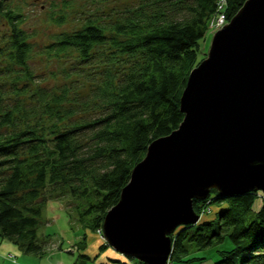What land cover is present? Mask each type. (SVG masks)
<instances>
[{"label": "trees", "instance_id": "16d2710c", "mask_svg": "<svg viewBox=\"0 0 264 264\" xmlns=\"http://www.w3.org/2000/svg\"><path fill=\"white\" fill-rule=\"evenodd\" d=\"M71 1L62 0L60 9L52 5L54 23H63ZM90 1L80 4L83 23L57 34L43 52L102 61L60 68L69 82L46 85L32 62L36 46L23 27L22 6L0 0V237L36 257L49 241L39 230L50 201L69 196L79 221L99 236L150 143L182 123L180 98L191 70L205 58L197 50L212 18L224 13L229 21L246 0ZM103 45L106 50L93 54ZM212 193L194 201L195 211L214 203L221 209L213 219L175 230L167 264L201 263L205 257L194 251L221 244L228 248L214 264H264L263 193ZM259 194L261 207L250 220ZM101 240L93 256L79 242L73 263L96 264L112 249Z\"/></svg>", "mask_w": 264, "mask_h": 264}, {"label": "water", "instance_id": "95a60500", "mask_svg": "<svg viewBox=\"0 0 264 264\" xmlns=\"http://www.w3.org/2000/svg\"><path fill=\"white\" fill-rule=\"evenodd\" d=\"M212 34L182 92V123L150 143L102 222L106 243L143 264L168 263L171 235L201 221L194 201L264 195V0Z\"/></svg>", "mask_w": 264, "mask_h": 264}, {"label": "rangeland", "instance_id": "374dc122", "mask_svg": "<svg viewBox=\"0 0 264 264\" xmlns=\"http://www.w3.org/2000/svg\"><path fill=\"white\" fill-rule=\"evenodd\" d=\"M16 3L22 6L25 21H23V27L32 34L31 41L34 43L35 53L33 64L36 71L43 72L44 81L46 85L48 84H62L63 81L69 82V79H65L63 74L60 72V68H73L81 65H98L102 60L97 56L94 59H89L86 62L77 61V55L71 52H66V54H60L57 56L54 53L43 52L46 45L54 42L55 36L62 32H69L72 29L81 25L84 21L80 11V7L83 1L88 7L92 5L90 0H72L71 7L67 9L68 15L63 19V23L57 24L50 19V13L52 5L56 4L60 9L62 7V0H14ZM125 0H108V4L119 3ZM128 1V0H127ZM221 13H218L220 17ZM56 15V14H54ZM214 18V17H213ZM213 23L209 24V31H207L204 38L199 41V46L197 50V55L199 59L207 54L210 43L212 40V33H215L220 28L217 26L216 19H213ZM218 20V18H217ZM0 30H3L0 26ZM106 50L105 45L97 46L93 50V54L100 53ZM54 70L58 72L57 76L50 77V71ZM71 70V69H69ZM76 79V77H74ZM72 79V78H71ZM89 83H87L88 85ZM261 192V191H259ZM217 196L216 193H212V197ZM261 194L259 198L256 199L253 210L249 213V219L254 218V212L259 210L261 207ZM74 200L69 196L57 200L50 201L44 208L43 217L45 219V224L41 226L39 230V235H50L48 238V243L46 244V251L41 257H36L29 254H24L18 248L17 245L11 241L0 237V264H74V260L77 257V246L79 242H84L86 249L85 252L90 256L96 255L99 252V247L97 246L96 238H103L100 233L96 236L95 233H91L89 229H86L84 224L79 221L78 212L74 205ZM220 205V204H219ZM221 208L218 203H214L204 210L201 214L202 219H213L216 213ZM101 230V229H100ZM86 234V238L82 239V235ZM76 242L75 245L73 242ZM86 242V243H85ZM102 244V243H101ZM100 244V245H101ZM228 246L221 244L218 247H211L205 250L194 251L193 256L205 257V260L201 263L195 264H214L216 261L220 260V250H227ZM96 251V252H95ZM117 252V251H116ZM104 253V252H103ZM193 254V253H192ZM191 254V255H192ZM112 259V258H111ZM116 258L108 263H102L101 257L96 264H121V262H113ZM76 261V260H75ZM132 261L138 262L135 259ZM138 264V263H137Z\"/></svg>", "mask_w": 264, "mask_h": 264}, {"label": "crops", "instance_id": "0c3cea01", "mask_svg": "<svg viewBox=\"0 0 264 264\" xmlns=\"http://www.w3.org/2000/svg\"><path fill=\"white\" fill-rule=\"evenodd\" d=\"M96 241L97 243V246L99 247L100 244L102 243V240L100 238H96L94 240V242ZM96 252V251H95ZM110 258L115 259V262H121V264H137L135 261H132V259H127L126 257H124L123 255L121 254H118L115 250L113 249H109V250H106L105 253H103L101 255V262L103 263H108L109 260H111ZM109 259V260H108Z\"/></svg>", "mask_w": 264, "mask_h": 264}, {"label": "built area", "instance_id": "2783aa9c", "mask_svg": "<svg viewBox=\"0 0 264 264\" xmlns=\"http://www.w3.org/2000/svg\"><path fill=\"white\" fill-rule=\"evenodd\" d=\"M217 18H218V20H217ZM213 19H216V22H217V26L219 27V28H221L222 27V25H225L228 21H227V19H226V15L224 14V13H221L220 14V17H219V15H218V13L214 16V18H212V20H211V22L210 23H213ZM212 25V24H211Z\"/></svg>", "mask_w": 264, "mask_h": 264}, {"label": "bare ground", "instance_id": "6f19581e", "mask_svg": "<svg viewBox=\"0 0 264 264\" xmlns=\"http://www.w3.org/2000/svg\"><path fill=\"white\" fill-rule=\"evenodd\" d=\"M101 231V230H100ZM112 248V247H111ZM113 249V248H112ZM114 250V249H113ZM116 251V250H115ZM118 254H121V253H119V252H117ZM121 255H123V254H121ZM124 257H126L127 258V256L126 255H123ZM129 258V257H128ZM127 258V259H128ZM130 259V258H129Z\"/></svg>", "mask_w": 264, "mask_h": 264}]
</instances>
